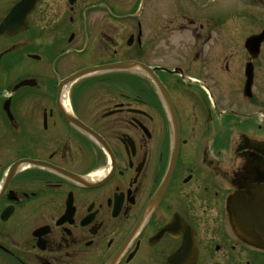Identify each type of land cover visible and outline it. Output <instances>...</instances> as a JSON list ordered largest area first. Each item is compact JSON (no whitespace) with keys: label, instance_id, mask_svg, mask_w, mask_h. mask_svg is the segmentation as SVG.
<instances>
[{"label":"flooded vegetation","instance_id":"af4514ba","mask_svg":"<svg viewBox=\"0 0 264 264\" xmlns=\"http://www.w3.org/2000/svg\"><path fill=\"white\" fill-rule=\"evenodd\" d=\"M21 2L0 0V264H264L228 208L264 185V0Z\"/></svg>","mask_w":264,"mask_h":264},{"label":"water","instance_id":"95a60500","mask_svg":"<svg viewBox=\"0 0 264 264\" xmlns=\"http://www.w3.org/2000/svg\"><path fill=\"white\" fill-rule=\"evenodd\" d=\"M35 0H22L18 8H25L27 11L32 8ZM27 6V7H26ZM9 19L2 25L8 27ZM7 29V28H6ZM5 29V31H7ZM264 32L254 35L246 40V48L253 52H258L259 45L263 40ZM137 63L121 62L113 65L92 68L76 73L69 80H75L80 76L89 74L100 68L118 69L132 68ZM142 68V66L139 65ZM146 70V69H145ZM228 208L232 224L236 234L245 242L264 248V185L245 183L243 190L236 191L228 202Z\"/></svg>","mask_w":264,"mask_h":264}]
</instances>
